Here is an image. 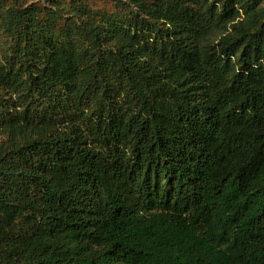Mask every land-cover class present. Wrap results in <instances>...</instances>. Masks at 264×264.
<instances>
[{
    "label": "trees",
    "instance_id": "1",
    "mask_svg": "<svg viewBox=\"0 0 264 264\" xmlns=\"http://www.w3.org/2000/svg\"><path fill=\"white\" fill-rule=\"evenodd\" d=\"M0 264H264V0H0Z\"/></svg>",
    "mask_w": 264,
    "mask_h": 264
},
{
    "label": "rangeland",
    "instance_id": "2",
    "mask_svg": "<svg viewBox=\"0 0 264 264\" xmlns=\"http://www.w3.org/2000/svg\"><path fill=\"white\" fill-rule=\"evenodd\" d=\"M94 5L97 8H106V7H109V5L107 3H105V2H103V1H101V2L94 1Z\"/></svg>",
    "mask_w": 264,
    "mask_h": 264
}]
</instances>
